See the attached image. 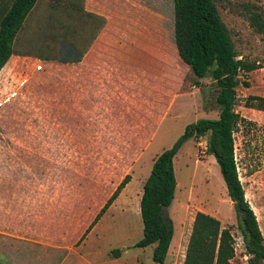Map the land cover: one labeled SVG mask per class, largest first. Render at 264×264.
Segmentation results:
<instances>
[{
    "label": "rangeland",
    "instance_id": "1",
    "mask_svg": "<svg viewBox=\"0 0 264 264\" xmlns=\"http://www.w3.org/2000/svg\"><path fill=\"white\" fill-rule=\"evenodd\" d=\"M68 1H79L93 17L80 10L65 17L61 4ZM214 1L238 58L258 66L240 73L234 108L248 121L233 138L238 175L264 238V111L245 103L248 96L264 97V32L250 23L258 14L264 24V0ZM56 4L52 13L60 23L47 19L55 40L41 53L60 57L65 42L88 40L92 27L101 33L93 42L101 45L85 57L84 73L21 57L0 71V264H154V244L135 246L142 236L137 204L107 209L81 236L126 174L136 176L128 187L135 198L157 153L187 124L218 116L217 87L209 76L197 80L177 55L172 0ZM21 51L34 53L27 46ZM175 94L180 97L167 114ZM159 113L166 115L157 125ZM199 141L186 139L174 156L180 185L167 209L174 233L163 264H183L197 211L230 228L232 264H249L218 165Z\"/></svg>",
    "mask_w": 264,
    "mask_h": 264
},
{
    "label": "trees",
    "instance_id": "2",
    "mask_svg": "<svg viewBox=\"0 0 264 264\" xmlns=\"http://www.w3.org/2000/svg\"><path fill=\"white\" fill-rule=\"evenodd\" d=\"M35 2L36 0H11L0 8V70L13 53V40ZM172 2L173 37L177 54L197 80L209 76L214 81L217 87L215 104L218 107V116L199 118L194 123L187 124L183 134L173 145L154 158L151 170L143 182L139 201L142 236L135 242V246L146 247L154 244L152 260L158 264L164 263L174 229L172 221L163 218L161 208L169 207L175 196L173 158L186 139L207 135V152L217 163L227 195L232 201L238 228L246 251L250 254L249 264H264V238L238 175L233 138V133L241 122L248 121L234 108L236 88L241 82L240 73L246 76L258 66L238 58L214 0ZM261 21L258 14L250 17V23L258 31L264 32V24ZM243 83L248 85L246 81ZM245 103L248 107L264 111L263 96H248ZM129 180L130 175L126 174L81 237L101 218ZM114 254L119 256L120 250L114 249ZM233 256L230 228L223 227L215 216L197 211L193 218L183 264H232Z\"/></svg>",
    "mask_w": 264,
    "mask_h": 264
},
{
    "label": "crops",
    "instance_id": "3",
    "mask_svg": "<svg viewBox=\"0 0 264 264\" xmlns=\"http://www.w3.org/2000/svg\"><path fill=\"white\" fill-rule=\"evenodd\" d=\"M45 1H46L45 4H39V0H36L34 6L26 15L20 29L18 30V32H17V34L13 40V45H12L13 53L10 55L7 62H9L11 59H14L15 61H13V63L11 64V66L13 67V65L16 63V58L21 57L23 59H29L31 61H33V60L37 61L38 60L41 62H52V61L55 63L58 62V63H61L62 67H69V69H67V71H72L75 68H77V72H76L77 74L89 71V65L86 64L85 57L87 56V54H89L91 51H93L96 44H99V43L93 42V40H95L97 38V35L100 33L97 29L95 30L94 27L89 29L88 34L90 36V34L92 33V36L88 40L84 39L83 41L79 42L76 45L69 44V42L64 41L68 45H67V48L65 50H63L64 53L63 52L60 53V57L57 56V57L53 58L52 56H50L48 54L41 53L42 50H46V48H47V40L48 41H51V39L55 40V38L53 37V35L55 34L54 31L51 32L50 29L48 30V26H47L48 20L47 19L48 18L54 19L55 22L60 23V21L58 20V17H59L58 14L52 13V11H54L55 8L58 6V4H56V2H58V0H45ZM61 5H63L66 8L64 11L65 17L68 13V10H69V12L70 11L77 12L80 10L81 16L93 17L92 14L88 13L85 10L83 11V8H82L81 3L79 1H77V2H73V1L63 2ZM81 11H82V13H81ZM68 32L69 31H66V33H68ZM16 42H18L19 50L18 49L16 50V46H15ZM99 45H101V44H99ZM26 46L29 47L30 49H33L34 53H27V52L21 51ZM5 64H4V66H5ZM12 67H10V69H9L10 71L12 70ZM2 68H1V70H2ZM178 97H180V96L175 94L173 96V98L171 99L172 102L169 103L167 114H169V112L171 111L173 104H175L174 102L176 101V99ZM77 101L79 102V100H77ZM165 115L166 114H164V113H159L156 116V117H158V119H156L157 125H158L160 119L164 118ZM203 118H208V117H203ZM147 128L149 129V125L147 126ZM150 129H152V126ZM154 133H155V130L152 131V134H151L152 137L154 136ZM151 141H152V139H151ZM151 141H149L147 147L144 149L143 154L149 148ZM161 152H159V153H161ZM159 153H157L156 156ZM173 165H174V158H173ZM135 178H136V176H133V173H132V176H130V180L121 189L118 196L114 199V201L108 207L109 211H111L115 206H117V205L122 206L123 204H124V207H122L121 210H124V208H126V207L129 208L130 206H134L135 204H137L136 208L139 211V201H140L141 194H142L143 182L146 179V177L144 179L142 178V180L138 179V181L140 180V182H141L140 183V190L138 191L137 197L134 198V196H133L134 192H133L132 188H130L128 190V187L132 182H134L133 179H135ZM179 185H180V183L176 182L175 196H176L177 188H179ZM175 196H174V198H175ZM135 201H136V203H135ZM169 208H170V206L168 207V209ZM137 213H140V212H137Z\"/></svg>",
    "mask_w": 264,
    "mask_h": 264
},
{
    "label": "built area",
    "instance_id": "4",
    "mask_svg": "<svg viewBox=\"0 0 264 264\" xmlns=\"http://www.w3.org/2000/svg\"><path fill=\"white\" fill-rule=\"evenodd\" d=\"M204 136H199V137H197L200 141H199V146L203 149V151L205 152V151H207V140L206 139H204L203 138ZM243 240V239H242ZM244 242V241H243ZM242 242V243H243ZM244 245V247H245V244H243ZM234 250H236V248H234ZM246 253H247V251H246ZM244 258L245 259H247V256H246V254H244Z\"/></svg>",
    "mask_w": 264,
    "mask_h": 264
},
{
    "label": "water",
    "instance_id": "5",
    "mask_svg": "<svg viewBox=\"0 0 264 264\" xmlns=\"http://www.w3.org/2000/svg\"><path fill=\"white\" fill-rule=\"evenodd\" d=\"M167 209H168L167 206H162V208H161V214H162L164 219H166V216H167V213H168ZM154 264H158V263L155 262Z\"/></svg>",
    "mask_w": 264,
    "mask_h": 264
}]
</instances>
